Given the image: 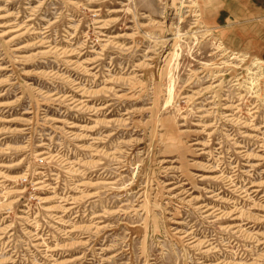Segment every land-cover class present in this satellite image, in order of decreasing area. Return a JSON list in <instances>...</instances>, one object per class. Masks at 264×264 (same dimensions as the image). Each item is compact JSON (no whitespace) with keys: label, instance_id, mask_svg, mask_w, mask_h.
<instances>
[{"label":"rangeland","instance_id":"374dc122","mask_svg":"<svg viewBox=\"0 0 264 264\" xmlns=\"http://www.w3.org/2000/svg\"><path fill=\"white\" fill-rule=\"evenodd\" d=\"M0 264H264V0H0Z\"/></svg>","mask_w":264,"mask_h":264},{"label":"bare ground","instance_id":"6f19581e","mask_svg":"<svg viewBox=\"0 0 264 264\" xmlns=\"http://www.w3.org/2000/svg\"><path fill=\"white\" fill-rule=\"evenodd\" d=\"M8 31V30H7ZM2 34V33H1ZM106 88V87H105ZM109 90V89H108ZM77 100V99H76ZM77 107V106H76ZM110 121V120H109ZM107 123V122H106ZM46 152V151H45ZM41 153V154H45V155H43V157H42V159L41 160H48V159H50V156H49V154H47V153ZM52 156V155H51ZM72 202V201H71Z\"/></svg>","mask_w":264,"mask_h":264}]
</instances>
